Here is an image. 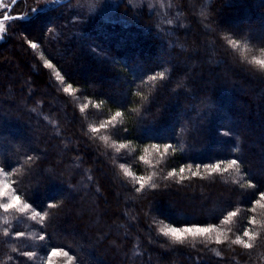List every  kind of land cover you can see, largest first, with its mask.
I'll list each match as a JSON object with an SVG mask.
<instances>
[{
    "label": "trees",
    "instance_id": "16d2710c",
    "mask_svg": "<svg viewBox=\"0 0 264 264\" xmlns=\"http://www.w3.org/2000/svg\"><path fill=\"white\" fill-rule=\"evenodd\" d=\"M72 2L0 41V169L21 199L0 207V264H264V0ZM162 224L217 231L175 244Z\"/></svg>",
    "mask_w": 264,
    "mask_h": 264
},
{
    "label": "snow or ice",
    "instance_id": "6c2138e0",
    "mask_svg": "<svg viewBox=\"0 0 264 264\" xmlns=\"http://www.w3.org/2000/svg\"><path fill=\"white\" fill-rule=\"evenodd\" d=\"M12 3L15 4L16 0H12ZM34 11H36V9H34ZM0 15H3V20L4 21H8L10 20L12 17L10 15L7 14H3L0 13ZM5 30V25L3 23V21H0V32H3ZM30 47L35 49L37 47V45L35 43L30 44ZM249 63H253L255 65H258L260 67V69L264 70V60L262 59H253L251 61H249ZM45 67L51 68L52 65L50 63H48L47 61H45ZM57 76L59 77V73H57ZM157 77L153 76L150 79H156ZM65 92H68L69 89L65 88L64 89ZM81 111H83V109H81ZM120 112H117L116 115L114 117H112L113 120L116 119V117L120 116ZM108 123L110 124L111 121H108ZM101 127H103V125H101ZM93 132H96L97 129L93 128L92 129ZM126 146L124 144H120L118 146V148H125ZM169 146H165V151L168 150ZM152 149L153 150H157V146L155 144L152 145ZM148 150L145 149V152H147ZM234 167L238 168V164L237 161L235 159L231 160V162L227 163L226 167L223 168V171H228L229 169H233ZM6 170L4 169H0V172H4ZM221 171V165L220 164H216L213 165L211 167V172H220ZM125 175H130V173L127 171V169H124ZM180 172L183 173L184 169H180ZM196 173H193V175H195ZM176 175V173H169V176H173ZM143 177H140L139 180H143ZM154 186V185H153ZM144 187V184H141V188ZM7 191V186H5V188L3 190H0V196H3L4 193ZM260 199L264 200V193L260 194ZM18 205H21V199L18 195H13L11 197L10 202L8 203H4V204H0V207H2L4 209L5 212H7L9 209H16ZM261 208H264V204L259 205ZM29 208V204L28 203H23L22 207L19 208V211L23 212L25 210H27ZM38 215V213L33 212L32 216L33 218H35ZM237 215L236 212H230L229 215L227 216V218L225 220H223V224L227 225L229 223V221L232 220L233 217H235ZM40 219L43 220L44 217L40 216ZM250 223H255V221H250ZM217 231L216 228L213 227H199V226H192V227H180V226H170L169 224H162L160 227V232L161 234H163L165 237H170L172 242L175 244H183L185 243L189 238L192 239H196V238H204L207 240H211V233ZM243 235L245 237H248L249 240L254 239L253 235H250L248 231H245L243 233ZM43 238V237H42ZM220 239L219 237H217L216 239V243H220ZM233 244H237V245H243V247L245 249L251 248L252 245L250 243H245L243 242L240 237H237L236 239L232 240ZM25 255H31V253H25ZM57 255H61L60 252L58 251H53L51 253V256H57ZM64 256H68L67 252L63 253ZM69 262H71V257H68Z\"/></svg>",
    "mask_w": 264,
    "mask_h": 264
},
{
    "label": "rangeland",
    "instance_id": "374dc122",
    "mask_svg": "<svg viewBox=\"0 0 264 264\" xmlns=\"http://www.w3.org/2000/svg\"><path fill=\"white\" fill-rule=\"evenodd\" d=\"M74 3L72 6L74 8H81L85 6L90 9H97L100 13L105 17L108 13H111L117 5L123 1L127 2L133 8H141L146 9L149 13H155L157 15H175L178 10L177 5L174 3V0H73ZM12 0H0V13H4L9 8ZM53 0H24L22 4L17 6L16 10L19 11L22 9L23 16L21 19H27L29 16H34L35 14L42 12L44 10H48L57 6ZM36 9V11H34ZM160 16V15H159ZM1 17V15H0ZM5 25V29L7 28L9 22L3 21ZM5 32H0V41H2L5 37ZM7 186V191L4 193L3 198L5 203L10 202L11 197L13 196L12 192L8 188L7 182L4 180L2 173L0 172V190H3ZM21 206V205H18ZM17 206V207H18Z\"/></svg>",
    "mask_w": 264,
    "mask_h": 264
},
{
    "label": "flooded vegetation",
    "instance_id": "af4514ba",
    "mask_svg": "<svg viewBox=\"0 0 264 264\" xmlns=\"http://www.w3.org/2000/svg\"><path fill=\"white\" fill-rule=\"evenodd\" d=\"M22 1H24V0H21V1L18 2L17 4L21 3ZM18 7H20V6H18ZM16 8H17V6L14 5V7L12 8V10H11L7 15H10L11 17H15V18H13V19H18V18H20L21 16H23L22 9H20L19 11H17L18 9L16 10ZM20 8H21V7H20ZM7 11H8V9H7L6 11H4L3 14H6ZM16 16H19V17L16 18ZM2 17H3V15H1L0 18H2ZM13 19L11 18L10 20H13ZM10 20H8V21H10Z\"/></svg>",
    "mask_w": 264,
    "mask_h": 264
},
{
    "label": "water",
    "instance_id": "95a60500",
    "mask_svg": "<svg viewBox=\"0 0 264 264\" xmlns=\"http://www.w3.org/2000/svg\"><path fill=\"white\" fill-rule=\"evenodd\" d=\"M21 0H16V3L15 4H13L12 2H11V4L9 5V8H8V11H7V13L6 14H8L11 10H12V8L14 7V5H17V3L18 2H20ZM54 2H56L55 4H57V5H63V4H65V3H67V2H70L71 0H53ZM17 17H19V16H16V18ZM13 18H15V17H12V19ZM0 21H4L3 20V17L2 18H0Z\"/></svg>",
    "mask_w": 264,
    "mask_h": 264
}]
</instances>
